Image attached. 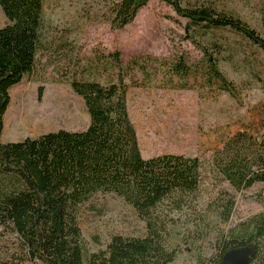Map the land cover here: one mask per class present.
<instances>
[{
    "label": "rangeland",
    "instance_id": "obj_1",
    "mask_svg": "<svg viewBox=\"0 0 264 264\" xmlns=\"http://www.w3.org/2000/svg\"><path fill=\"white\" fill-rule=\"evenodd\" d=\"M181 1L185 6L204 3ZM112 4V0H45L44 43L31 78L34 83L26 81L25 95L13 103L10 122H20L31 135L84 130L90 116L71 82L91 79L109 85L123 79L142 155L175 153L201 160V184L188 204L177 206L166 200L158 212L167 220L168 244L177 249L168 264H204L218 253L224 238L250 230V219L264 212V182H260L235 192L233 215L222 221L218 202L225 191L234 190L213 164L215 151L238 131L264 139V50L230 27L189 24L163 0H150L132 23L114 30ZM205 4L241 18L264 37V0ZM6 19L0 6V27ZM203 47L234 83V94L206 77ZM180 62L189 68L188 75L176 73ZM39 86H43L41 98ZM77 219L86 262L115 234L147 232L133 206L115 193H97L80 204ZM17 248L16 234L7 231L0 238V256ZM249 248L228 251L226 260L243 264Z\"/></svg>",
    "mask_w": 264,
    "mask_h": 264
},
{
    "label": "trees",
    "instance_id": "obj_2",
    "mask_svg": "<svg viewBox=\"0 0 264 264\" xmlns=\"http://www.w3.org/2000/svg\"><path fill=\"white\" fill-rule=\"evenodd\" d=\"M150 0H112L111 27L132 23ZM189 24L206 28L230 27L264 50V37L241 18L218 12L205 2L185 6L181 0H163ZM8 23L0 27V238L17 236V250L0 256V264H168L177 249L166 240L167 220L158 210L163 202L187 205L201 184L199 157L165 153L145 158L128 109L123 79L109 85L97 80L71 82L82 96L90 116L81 131L60 129L1 142L10 89L25 77L33 78L42 52L45 0H0ZM207 56L206 77L234 94L236 87ZM180 62L176 73L188 75ZM43 86L38 88L41 98ZM215 172L234 192L218 202L222 221L231 219L236 194L264 182V139L238 131L213 157ZM97 193H115L138 213L147 226L144 235L115 234L106 247L93 251L87 262L77 208ZM251 229L224 238L216 255L204 264H226L234 249L246 252L243 264H264V212L251 219ZM28 262V263H26Z\"/></svg>",
    "mask_w": 264,
    "mask_h": 264
},
{
    "label": "crops",
    "instance_id": "obj_3",
    "mask_svg": "<svg viewBox=\"0 0 264 264\" xmlns=\"http://www.w3.org/2000/svg\"><path fill=\"white\" fill-rule=\"evenodd\" d=\"M7 23H8V19L4 20V24L6 25ZM26 81H28L29 83H34L31 81V79L29 80L28 77H25L20 84H17L10 89L11 103L5 114V118H4L5 126L1 136V142L3 143L21 141L27 137H38L41 135V134L31 135L26 130L24 131L20 127V122H17V124H11L10 122V115L13 109V103L17 98H22L25 95V90L27 88V87L25 88ZM28 86L32 88V86H30L29 84Z\"/></svg>",
    "mask_w": 264,
    "mask_h": 264
},
{
    "label": "water",
    "instance_id": "obj_4",
    "mask_svg": "<svg viewBox=\"0 0 264 264\" xmlns=\"http://www.w3.org/2000/svg\"><path fill=\"white\" fill-rule=\"evenodd\" d=\"M226 264H232V262H230V260H227ZM234 264V262H233ZM235 264H238V263H235Z\"/></svg>",
    "mask_w": 264,
    "mask_h": 264
}]
</instances>
